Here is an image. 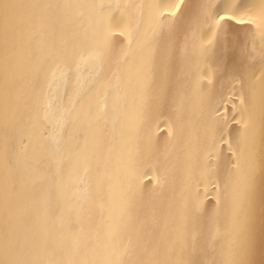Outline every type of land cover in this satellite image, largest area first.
<instances>
[{
	"label": "bare ground",
	"instance_id": "obj_1",
	"mask_svg": "<svg viewBox=\"0 0 264 264\" xmlns=\"http://www.w3.org/2000/svg\"><path fill=\"white\" fill-rule=\"evenodd\" d=\"M170 2L0 0V261L264 264L262 0Z\"/></svg>",
	"mask_w": 264,
	"mask_h": 264
},
{
	"label": "snow or ice",
	"instance_id": "obj_2",
	"mask_svg": "<svg viewBox=\"0 0 264 264\" xmlns=\"http://www.w3.org/2000/svg\"><path fill=\"white\" fill-rule=\"evenodd\" d=\"M262 7H264V0H262ZM187 5L185 0H171L170 3H166L160 6L161 14L165 16L166 19L171 20L175 18L177 21L183 15V9L186 8ZM179 14V15H178ZM215 24L219 28H223V24L221 22L232 21L235 20L238 24L251 23V21H245L243 18H236L235 13L224 15L217 14L216 17L213 18ZM215 35V34H214ZM211 43V41L209 42ZM241 203V215L246 216L247 212L243 207V197L240 198ZM252 239L251 234L249 232L246 221H241L237 227V238L234 243V247L232 251L229 253V258L221 261L220 264H256V262L250 259V255L252 254ZM0 264H22L20 261L13 260H3L0 261ZM190 264H205L204 261H191ZM211 264H217L215 260L211 261Z\"/></svg>",
	"mask_w": 264,
	"mask_h": 264
}]
</instances>
